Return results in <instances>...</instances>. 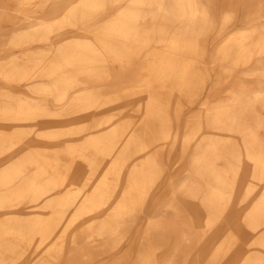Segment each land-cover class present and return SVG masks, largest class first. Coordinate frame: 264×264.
<instances>
[{"label":"bare ground","instance_id":"1","mask_svg":"<svg viewBox=\"0 0 264 264\" xmlns=\"http://www.w3.org/2000/svg\"><path fill=\"white\" fill-rule=\"evenodd\" d=\"M5 1L11 13L0 10V61L9 48L24 57L12 69L0 64V216L28 201H46L52 212L23 229L0 221V230L11 231L0 237V264H22L42 247L39 263L55 264L67 247L68 264H93L117 248L121 225L145 215L135 264H264V62L250 72L260 71L259 78H240L238 93L231 90L207 114L186 120L181 148L188 161L179 172L192 182L176 185L170 176L154 189L181 136L185 107L208 85L211 1L173 0L158 15L147 6L124 10L100 32L64 35L77 41L71 54L55 41L56 27L99 21L117 0ZM251 8L264 14V0ZM241 35L222 46L236 65L257 48L264 53V23L253 21ZM155 41L161 44L151 47ZM33 43L43 44V52H32ZM68 64L76 90L58 88L67 85ZM1 81L24 85L25 96ZM29 124L40 132L26 145L14 143ZM86 126L97 132L85 145L66 144L81 139ZM114 199L118 204L107 208ZM233 203L242 206L239 218ZM86 218L94 224L70 235ZM192 231L199 236L195 245L203 239L202 249L192 247Z\"/></svg>","mask_w":264,"mask_h":264},{"label":"rangeland","instance_id":"2","mask_svg":"<svg viewBox=\"0 0 264 264\" xmlns=\"http://www.w3.org/2000/svg\"><path fill=\"white\" fill-rule=\"evenodd\" d=\"M211 2L207 3V7L209 9V16L211 19V23L209 24V28L206 30L205 36L207 37L208 43V50H207V63H206V75L208 76L207 81V88H205L202 92L199 93L198 96L194 97V102L185 107V115L183 125L181 126V136L177 141L175 149L172 151L170 157L166 159L167 168L163 173L161 179L158 180L154 189L159 192L160 187L166 183L170 176H174L176 178L175 184L177 185L181 180L186 182H192L191 177L187 176L186 173H180V169L183 165H185L188 161V157L182 151V140L183 135L188 131L189 126L186 125V120L188 117L193 118L195 114L204 113L207 114L209 112V107L212 103H215L225 97H228L231 90L238 93L240 86H239V79H245L246 83H249L253 78L261 76L258 71L256 74H251L252 70L256 69V67H260L261 62H264V53L260 52L259 48H257L252 56L246 62L242 64H233L232 62L228 61L227 54L223 52V43L226 39H234L240 38L242 32H245L246 28L253 23V21H261L264 23V14L258 16L257 13L252 12L251 3H256L258 0H210ZM173 0H117L115 4H112L109 7L108 11L101 14L99 21L96 22H79L78 26H68V27H56V36L54 37L55 41L61 42L60 46L65 49L67 54H71L74 52L76 47L77 41L73 40H63L64 35H71L73 39L77 34L79 35H88L92 33L100 32L101 26L107 23L110 20L118 19L119 16L122 15V11H130L136 10L141 12L145 6L148 9L153 10V15H158L162 9L165 11L170 10L172 7ZM3 8H2V7ZM0 10H4L6 15L11 13V7L8 6V3L3 0L0 2ZM8 10V11H7ZM168 19L172 21V16L167 13L166 14ZM227 18V23H225V18ZM156 16H153V20ZM174 19V18H173ZM259 19V20H258ZM157 22L156 20H154ZM154 22L153 27L156 25ZM8 28V26H7ZM177 28L171 30H167L164 32V35L172 36L174 33L177 32ZM159 38V37H158ZM161 44L159 41H155L151 44V47L158 46ZM43 44L40 43H33L31 45L32 52H41L43 48H40ZM45 51V50H44ZM43 52V51H42ZM46 52V51H45ZM50 53V52H49ZM21 58H17V57ZM51 56V55H48ZM2 61L0 64H10L11 69L17 62L23 61V53L20 52L18 49L9 48L5 53H3ZM51 58H49L48 63L50 65ZM263 60V61H262ZM8 62V63H6ZM3 64V65H4ZM67 64V63H66ZM229 64H232V67L229 68ZM68 66L65 69H68L66 74L67 85H61L58 88H70V90H76L78 87L73 86L72 78L69 76L70 68ZM11 69H5L6 72L10 71ZM8 70V71H7ZM70 84V85H69ZM1 86L4 88H10L21 97L25 96V87L22 84H9L7 82L1 81ZM51 88L50 85H48ZM77 93L73 92L72 95H76ZM13 106L19 105L16 101H11ZM186 104H188L186 102ZM51 105H54L52 103ZM57 105V104H56ZM188 107V108H187ZM137 106H133V109L125 112L124 117L128 115H132L135 112ZM122 117V118H124ZM73 129L78 127V124L72 125ZM19 129L15 128V130H11L9 138L16 137L17 131ZM41 128L38 125L29 124L26 126V132L22 133L14 143L26 145L29 141L28 138L31 135L38 134ZM96 130L91 129V127L85 128L84 132L81 134V139H72L68 141L66 144H72L75 148L80 149L84 143H87L88 138H90ZM11 144L10 142L7 143L9 147ZM17 153H21V151H17ZM136 156V155H135ZM157 188V189H156ZM159 190V191H158ZM168 199H165L167 201ZM119 199H114L107 205V208H113L117 205ZM183 208V204L180 205ZM232 213L236 214V217L239 218L238 210L242 209V206H235L234 203L232 205ZM245 210V208H243ZM12 212L11 214H4L0 216V221H8L12 223V226H15L19 229L30 227L32 224L39 222L43 218H47L51 215V209H49L46 201H38L35 202H26L17 207L12 209H7L5 212ZM103 218V217H102ZM102 218L98 220L99 223H103ZM147 215L144 217H138V219L126 222L124 225L119 227V232L115 233V239L117 240L118 246L114 250L113 253L110 254H103L99 256L95 263L93 264H108L111 261H116L118 259L123 260L126 264H135L134 260L136 255L140 251L142 247V243L144 241V223L147 219ZM123 218L117 217L116 222L120 223ZM93 219L86 218L81 220L77 227H75L71 232L72 235L75 231L81 229H89L94 223ZM11 234L10 230H0V237L7 236ZM34 233H30L28 239H31ZM192 247L196 249L203 247V239L199 243H196L199 240V236L196 232H191V239ZM206 242V240H205ZM165 242H162L164 244ZM168 246V245H164ZM194 248V249H195ZM195 249V250H196ZM67 247L65 248V252L63 258L59 261H56L55 264H68L67 263ZM163 251L168 252V248L164 249ZM45 252V247L36 253L30 252L27 257L26 261L22 264H42L39 263L40 257ZM197 251H194L192 254L195 256ZM3 251L0 250V257L2 256ZM166 253H164L165 255ZM127 261V262H126ZM138 264H144L139 262Z\"/></svg>","mask_w":264,"mask_h":264}]
</instances>
